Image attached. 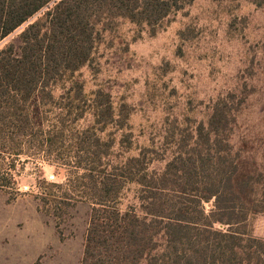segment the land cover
<instances>
[{
  "label": "trees",
  "instance_id": "16d2710c",
  "mask_svg": "<svg viewBox=\"0 0 264 264\" xmlns=\"http://www.w3.org/2000/svg\"><path fill=\"white\" fill-rule=\"evenodd\" d=\"M194 1L0 0V42L54 2L21 33L20 46L0 51V188L13 186L23 157L73 168L68 181L85 188L81 195L43 200L57 216L75 200L91 203L81 264H264V239L250 237L245 251L240 231L264 213V168L246 143L234 144L238 116L228 98L213 105L207 125L172 134L176 150L162 171L152 169L159 159L148 158L150 148L107 159L115 142L101 134L116 113L102 91L80 113L85 88L75 76L104 31L126 20L156 34ZM90 115L93 124L80 132Z\"/></svg>",
  "mask_w": 264,
  "mask_h": 264
},
{
  "label": "rangeland",
  "instance_id": "374dc122",
  "mask_svg": "<svg viewBox=\"0 0 264 264\" xmlns=\"http://www.w3.org/2000/svg\"><path fill=\"white\" fill-rule=\"evenodd\" d=\"M53 5L0 42V51L10 43L20 46L25 28ZM75 77L85 88L80 113L96 104L99 91L112 102L116 123L101 134L105 143L115 142L108 160L150 148L155 152L148 158L159 159L152 169L164 170L176 150L172 134L207 125L213 105L228 98L238 116L234 144L246 143L264 168V6L195 0L156 34L119 20L102 33L91 62ZM92 124L87 116L80 132ZM70 171L39 156L17 162L13 186L0 188V264H81L91 203L75 200L57 216L43 200L51 194L81 195L85 188L68 181ZM134 193L135 187L127 191L125 205ZM240 231L247 251L250 237L264 239V213L250 217Z\"/></svg>",
  "mask_w": 264,
  "mask_h": 264
},
{
  "label": "built area",
  "instance_id": "2783aa9c",
  "mask_svg": "<svg viewBox=\"0 0 264 264\" xmlns=\"http://www.w3.org/2000/svg\"><path fill=\"white\" fill-rule=\"evenodd\" d=\"M51 178H54V176H51Z\"/></svg>",
  "mask_w": 264,
  "mask_h": 264
}]
</instances>
